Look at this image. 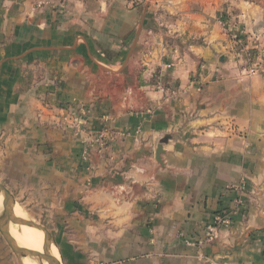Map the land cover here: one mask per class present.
<instances>
[{"label": "crops", "instance_id": "0c3cea01", "mask_svg": "<svg viewBox=\"0 0 264 264\" xmlns=\"http://www.w3.org/2000/svg\"><path fill=\"white\" fill-rule=\"evenodd\" d=\"M33 4L0 0V183L61 264H264V73L222 27L260 60L264 0Z\"/></svg>", "mask_w": 264, "mask_h": 264}, {"label": "built area", "instance_id": "2783aa9c", "mask_svg": "<svg viewBox=\"0 0 264 264\" xmlns=\"http://www.w3.org/2000/svg\"><path fill=\"white\" fill-rule=\"evenodd\" d=\"M58 0H34L33 10L34 11H43L47 9H52L56 6ZM223 29L228 32V36L231 41L234 42L235 46L238 49V58L247 66L242 70V76L251 78L258 74L264 73V30L261 35V43L262 46L259 50L261 53L260 60H254L252 57V51L254 48L248 47V43L244 41L241 37V34L234 31H228L230 26L226 22H222ZM155 87L159 92L164 94H168L169 96L173 97L176 95V92L170 90L169 88H165L164 85L161 83V79L157 78L155 83ZM106 123V122H105ZM87 126V125H86ZM82 131V130H81ZM84 132V131H83ZM115 131L110 129V126L104 124V126L96 132V134H90L91 141L85 142L82 148V160L87 161L88 154L91 148H104L108 141L112 140L116 137ZM223 220L220 217H215L214 221L211 224L205 226L203 235L200 239H197L195 242H187L188 245L197 244L202 245L206 241H210L215 238L219 228L223 224Z\"/></svg>", "mask_w": 264, "mask_h": 264}, {"label": "bare ground", "instance_id": "6f19581e", "mask_svg": "<svg viewBox=\"0 0 264 264\" xmlns=\"http://www.w3.org/2000/svg\"><path fill=\"white\" fill-rule=\"evenodd\" d=\"M2 197L0 196V210ZM16 217L22 218L21 210L14 208ZM9 233L16 244L23 248L27 258L23 264H61L58 252L50 236L33 226H10Z\"/></svg>", "mask_w": 264, "mask_h": 264}, {"label": "water", "instance_id": "95a60500", "mask_svg": "<svg viewBox=\"0 0 264 264\" xmlns=\"http://www.w3.org/2000/svg\"><path fill=\"white\" fill-rule=\"evenodd\" d=\"M167 140H168L167 136L163 137L159 141L156 147L155 159L159 164H161V156L164 153L163 146L167 142ZM0 196L2 197L1 210H0V232L8 247L11 249L13 254L18 259V263L23 264V261L24 259L27 258V255L23 250V248L19 247L14 241V239L11 237L9 233L10 226H14V227H21L23 225L33 226L34 228L39 229L44 233H46L48 236H50V234L44 227L34 223L31 220H27L29 219L27 217L23 215L21 216L22 218L16 217V215L14 214V208L16 207L14 199L12 198L9 191L1 183H0Z\"/></svg>", "mask_w": 264, "mask_h": 264}, {"label": "rangeland", "instance_id": "374dc122", "mask_svg": "<svg viewBox=\"0 0 264 264\" xmlns=\"http://www.w3.org/2000/svg\"><path fill=\"white\" fill-rule=\"evenodd\" d=\"M23 215V214H22ZM27 220H31V221H33L34 223H36V224H38V225H40V226H42V227H44L47 231H48V233L50 234V236H51V242L53 243V245L55 246V239H54V232H53V230H48V228L46 227V225L43 223V221H45V220H43V219H38V218H29V219H27ZM48 222V221H47ZM56 248V247H55ZM58 252V251H57ZM58 255H59V258H60V254L58 253ZM60 263H62L61 262V258H60Z\"/></svg>", "mask_w": 264, "mask_h": 264}]
</instances>
